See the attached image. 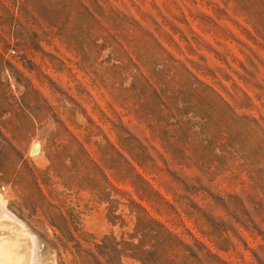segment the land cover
<instances>
[{
    "label": "rangeland",
    "instance_id": "374dc122",
    "mask_svg": "<svg viewBox=\"0 0 264 264\" xmlns=\"http://www.w3.org/2000/svg\"><path fill=\"white\" fill-rule=\"evenodd\" d=\"M0 198L34 264H264V0H0Z\"/></svg>",
    "mask_w": 264,
    "mask_h": 264
},
{
    "label": "bare ground",
    "instance_id": "6f19581e",
    "mask_svg": "<svg viewBox=\"0 0 264 264\" xmlns=\"http://www.w3.org/2000/svg\"><path fill=\"white\" fill-rule=\"evenodd\" d=\"M0 213L3 216L0 219V264H34L35 253H38L34 236L7 212L1 198Z\"/></svg>",
    "mask_w": 264,
    "mask_h": 264
}]
</instances>
